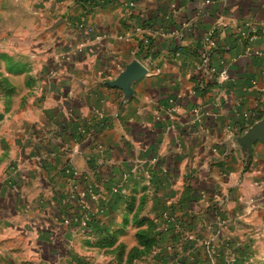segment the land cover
I'll list each match as a JSON object with an SVG mask.
<instances>
[{"label":"crops","instance_id":"obj_1","mask_svg":"<svg viewBox=\"0 0 264 264\" xmlns=\"http://www.w3.org/2000/svg\"><path fill=\"white\" fill-rule=\"evenodd\" d=\"M263 89L264 0H0V264H264Z\"/></svg>","mask_w":264,"mask_h":264},{"label":"water","instance_id":"obj_2","mask_svg":"<svg viewBox=\"0 0 264 264\" xmlns=\"http://www.w3.org/2000/svg\"><path fill=\"white\" fill-rule=\"evenodd\" d=\"M145 73V69L143 66L138 63L136 60L132 61L124 71H122L118 78L115 80V83L122 87L123 89H128L130 82L132 80L140 78ZM262 96H263V116L261 120L254 124L251 128L248 129V131L244 135V140L249 143L251 140L258 138L263 139L264 138V89L262 90Z\"/></svg>","mask_w":264,"mask_h":264},{"label":"built area","instance_id":"obj_3","mask_svg":"<svg viewBox=\"0 0 264 264\" xmlns=\"http://www.w3.org/2000/svg\"><path fill=\"white\" fill-rule=\"evenodd\" d=\"M204 3L205 4L209 3V0H204ZM126 5L128 7H133L135 5V3L133 1H128ZM213 33H214V29H211L209 32H207L204 35V37L202 39V48H201V56H200L201 60H200V64L198 66V69L205 70V71L212 73V74H216V76L219 80H224L226 77V68L225 67L217 68V67L211 65V63H210V56H209L210 50H209L208 46L212 45ZM220 63H221V65L223 64L222 61ZM194 111H196V110L194 109ZM64 172L69 174L72 178H76V177L80 176L79 172L76 169H74L73 167H71L70 164H67L65 166ZM215 196H216V194H214V197ZM83 208L85 209L84 202H83ZM85 217H86V213H85Z\"/></svg>","mask_w":264,"mask_h":264}]
</instances>
